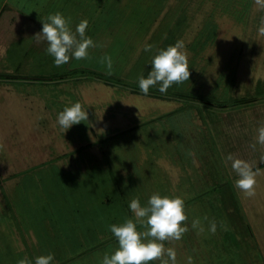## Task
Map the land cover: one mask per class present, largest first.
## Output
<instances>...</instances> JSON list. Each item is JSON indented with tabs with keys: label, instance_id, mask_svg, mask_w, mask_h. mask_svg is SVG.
<instances>
[{
	"label": "rangeland",
	"instance_id": "rangeland-1",
	"mask_svg": "<svg viewBox=\"0 0 264 264\" xmlns=\"http://www.w3.org/2000/svg\"><path fill=\"white\" fill-rule=\"evenodd\" d=\"M89 1L0 12V264H264V0Z\"/></svg>",
	"mask_w": 264,
	"mask_h": 264
},
{
	"label": "crops",
	"instance_id": "crops-1",
	"mask_svg": "<svg viewBox=\"0 0 264 264\" xmlns=\"http://www.w3.org/2000/svg\"><path fill=\"white\" fill-rule=\"evenodd\" d=\"M7 0H4L3 2V7H2V11H0L2 14L4 13L5 14V12H6V6H7V2H6ZM10 1H12V0H8V2H10ZM21 0H17V2H20ZM47 1V0H46ZM61 1H63V3H64V7L65 6H67L68 5V3L69 2H71V0H57V2H58V4H60L61 3ZM82 2H83V7H86V3L85 2H90L89 0H81ZM117 2L118 1H121V5H124L125 4V2H123V1H125V0H116ZM141 1V0H140ZM56 2V3H57ZM92 2H94V0L92 1ZM114 3V5H112L109 9L107 8L106 9V7H100L99 8V10H98V12H97V14L99 15V16H101L102 15V13H103V11H114V12H116V13H114V14H112V12H109V13H107V17L109 18V21H108V25H113V23H115L114 21H112L111 19H113V20H115V21H120L121 20V18H120V20L118 19V17H122L121 15H119V11H118V9H119V4L118 3ZM55 3V2H54ZM17 5H16V3L13 5V8L14 9H10V11H12L15 15H14V17H13V20H15L16 19V17H17V15H19L20 16V18H21V20H22V17H23V15L22 14H24V12H22L21 10H18V8L16 7ZM65 8H67L68 10H74V9H76V8H74L73 9V6H72V8H69V7H65ZM88 8H90V5H89V3H88ZM94 8H95V6H94ZM57 8H55V10H56ZM91 10H89V12L91 13V11H92V9L93 8H90ZM54 10V9H53ZM54 10V11H55ZM62 10L63 9H60L59 11H57V12H54V11H50V14H48V16L49 15H51V16H53L54 18H59V17H61V15H62V17L65 15V13H64V11L62 12ZM9 11V10H8ZM93 13H94V11H92ZM0 13V14H1ZM17 13V14H16ZM83 13V10H81L80 12H77L76 11V13L75 14H73L72 13V17L73 18H75V16H79V15H81ZM85 14H86V12L85 13H83V16H85ZM25 15H28V16H30L29 14H25ZM113 15H115L114 17H112ZM117 15H119V16H117ZM124 17H126L127 15L126 14H124L123 15ZM136 16H137V14H136ZM2 17V15H0V18ZM3 17H5L6 18V16L4 15ZM2 17V18H3ZM66 17H69L68 15L66 16ZM85 17H87V16H85ZM94 17H96V16H94ZM124 17H122V19L124 18ZM2 19V22L3 23H7V21H8V24H9V26H10V21L9 20H7V18L6 19ZM31 18V17H30ZM139 18H141V17H139ZM125 19V18H124ZM13 20L11 21V24H12V22H13ZM33 21H35V23H36V25H38V27L39 28H59L58 27V23H59V21L58 20H54V25H53V22H52V24H50L49 25V27L47 26V25H45V24H43V23H41V22H38L39 20L38 19H32ZM138 20V18H136V21H135V23H134V25H133V28H136L137 26H136V24H137V22L139 21H137ZM154 23V22H153ZM153 23H152V27H153ZM66 25H68L67 23H64L63 25H62V27L61 28H65L66 27ZM76 24L72 21L71 22V24L68 26V27H66V28H71V27H74ZM57 26V27H56ZM149 27V26H148ZM129 28H132V26L129 24ZM137 28H139V27H137ZM146 28V27H145ZM127 37V36H126ZM125 41H128V39L126 38L125 39ZM80 49V47H78V50ZM80 51H81V49H80ZM79 51V52H80ZM82 52V51H81ZM72 57V56H71ZM70 67H71V65H70ZM69 67V68H70ZM74 68V70L76 69V68H79V70L78 71H84V70H82V68H83V66H81V67H78V65H77V67H73ZM128 69V68H127ZM127 69H125L124 71H126ZM85 75V72L81 75V76H84ZM75 77V76H74ZM6 78H8V79H12L11 77H6ZM14 79H17V77H13ZM81 78H84V77H81ZM51 81H53V79L51 78L50 79ZM261 107V109L263 110V112H264V104H259L258 105V107ZM248 107V108H247ZM223 109H225V110H223ZM244 109V110H243ZM258 108H257V106H254V105H252V106H245V107H241V108H238V109H231V108H228L227 109V107L225 106L224 108H222V109H220V110H215V113H216V116L215 117H213L212 119L213 120H217L218 122L217 123H219V125H223V124H225V127H224V130H226V129H228V128H230V129H232V130H235L236 131V133H238V132H240V131H245V133H247V132H250V130L249 129H252V128H254V127H256L257 125H263V127H264V114L263 115H259V116H257L258 118H254V116H253V113H255L256 112V110H257ZM221 110H223V112H221ZM224 116V117H223ZM263 117V118H262ZM214 121V122H215ZM222 121H224V122H222ZM249 121H255V125L253 124V125H251V123L249 122ZM259 122V123H258ZM222 127H218L217 129H221ZM252 132V131H251ZM253 133V136L254 137H256V135H255V132H252ZM219 136V138L221 137V135H218ZM238 141H239V143H245V139L243 138V137H241V136H239V138H238ZM235 143V142H234ZM262 145L264 144V143H261ZM252 145H254V144H252ZM251 151V150H250ZM239 152H242V150H239ZM242 160V159H241ZM239 161H240V158H239ZM245 165V164H244ZM252 167V166H251ZM250 167V168H251ZM30 170L32 169V167L31 168H29ZM8 172H13V171H8ZM25 173H27V171L26 170H23V168L15 175V177L16 176H19V175H24ZM4 175V176H7V177H9V178H11L12 177V175L13 174H9V173H7V170L6 169H3L2 171H1V173H0V175ZM1 175V176H2ZM34 177H35V175H34ZM3 179H7V178H3ZM35 179V178H34ZM2 199V198H1ZM1 208V207H0ZM19 243H21V238L19 239Z\"/></svg>",
	"mask_w": 264,
	"mask_h": 264
},
{
	"label": "trees",
	"instance_id": "trees-1",
	"mask_svg": "<svg viewBox=\"0 0 264 264\" xmlns=\"http://www.w3.org/2000/svg\"><path fill=\"white\" fill-rule=\"evenodd\" d=\"M233 106L234 105H236V106H238V105H243V104H248V103H254V102H256L254 99H247V98H237V99H233ZM223 106H225L224 104H223ZM215 110H217V108H215ZM239 145V144H238ZM260 168V166L259 165H256V166H254V167H251V168H249V169H247V171L246 172H248V171H254V170H257V169H259Z\"/></svg>",
	"mask_w": 264,
	"mask_h": 264
}]
</instances>
